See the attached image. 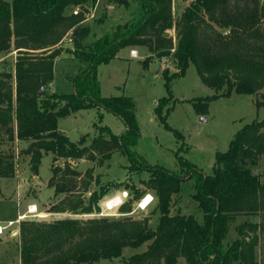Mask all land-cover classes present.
I'll list each match as a JSON object with an SVG mask.
<instances>
[{
  "label": "trees",
  "instance_id": "trees-1",
  "mask_svg": "<svg viewBox=\"0 0 264 264\" xmlns=\"http://www.w3.org/2000/svg\"><path fill=\"white\" fill-rule=\"evenodd\" d=\"M95 1L0 0V54L17 53L12 72H0V135L9 141L30 142L24 153L30 157L33 175H37L40 160L47 153L52 155V163L64 161L62 170L52 166L48 179L55 195L73 191V178L78 173L70 161L103 163L120 152L131 163L129 173L148 172L149 179L143 183L157 195L159 217L154 228L145 219L127 217L22 222L20 264H99L100 260L111 264H177L178 258L186 264H255L256 237L235 239L230 244L225 239L229 224L238 214L264 213V183L254 171L264 157V119L254 120L234 134L227 150L215 154L210 174L195 168L179 152L177 172L147 164L134 150L140 133L131 97L100 95L97 67L109 63L121 49L146 48L149 55L142 62L144 68L153 57L171 55L175 61L177 71L169 74L164 70L162 75L169 94L172 80L193 64L201 81L213 92L221 91L223 97L233 92H263L264 99V28L260 24L264 6L260 0H186L189 3L175 20L172 0H113L126 9L134 4L140 15L115 25L95 46L84 49L81 42L89 29L82 25L83 12L75 16L64 11L86 3L94 5ZM205 27L219 28L225 35L215 32L208 36ZM171 28L176 30V44L167 35ZM66 34L72 42L64 51L79 62L77 74L70 78L73 91L39 96L41 88L53 81L54 61L63 51L59 43ZM170 99H159L153 111L159 124L181 140L182 136L166 123ZM90 108L115 114L126 131L118 135L98 126L97 134L85 145L82 138L73 143L57 130L60 119ZM13 176L12 157L1 155L0 177ZM89 185L86 182L83 189ZM108 187L106 184L98 193L92 192L88 203L81 197H67L50 210L75 215L97 213L98 201ZM183 193L196 204L200 220L194 214H171L173 198ZM129 205L122 206L123 213L129 212ZM143 244L148 245L143 252L122 258L124 248Z\"/></svg>",
  "mask_w": 264,
  "mask_h": 264
},
{
  "label": "rangeland",
  "instance_id": "rangeland-1",
  "mask_svg": "<svg viewBox=\"0 0 264 264\" xmlns=\"http://www.w3.org/2000/svg\"><path fill=\"white\" fill-rule=\"evenodd\" d=\"M4 1L10 3L13 0ZM188 3L186 0H172L171 10L175 20ZM259 4L264 6V0H260ZM94 5L86 3L82 6L67 7L64 12L70 14L77 7L79 10L87 8L91 11ZM139 15L140 12L134 4H130L126 9L113 0H99L94 9V16L82 22V25L89 29V34L81 42L83 48H92L97 40L110 33L115 25L124 24L131 17ZM260 24L261 28H264V16ZM205 31L208 36L215 32L225 35L223 30L215 27L212 30L205 27ZM167 35L176 44V30L174 28L167 30ZM70 46L71 42L59 44L63 51L55 61L52 85H46L45 93L63 94L73 91L70 78L77 74L79 62L64 51ZM131 49L136 51V57L130 56ZM170 53L172 54V51ZM148 55L146 48H125L119 50L109 63L100 64L97 67L100 95L106 98L119 95L131 97L140 133L134 150L147 164L177 172L179 164L176 153L179 152L180 156L195 168L204 174H210L215 154L227 150L234 134L246 124L264 119V99L261 96L263 92L254 95H238L233 92L229 97H223L221 91L213 92L207 87L198 76L195 66L190 64L184 75L172 80L169 94L162 75L164 70H168L169 74L177 71L175 61L171 55L163 56L161 59L153 57L144 68L142 62ZM13 59L14 54L12 57L0 54V72H12ZM169 96L172 99L166 106L170 107L166 123L182 136L181 140H177L171 131L159 124L153 111L159 99ZM207 97H213V100L208 101L205 99ZM98 126H106L113 134L118 135L126 131L119 117L102 108L81 109L72 113L58 121L57 130L65 133L71 142L78 143L82 138L87 145L97 134ZM29 144V141L17 139L9 141L6 136L0 135V156H11L14 164L13 177H0V225L5 226L9 221L14 222L0 233V264H20L19 228L25 221L49 223L66 218L83 220L100 217L116 220L127 217L145 219L149 227L156 226L159 217L156 208L157 195L153 190H147L143 183L149 179V174L143 170L129 173L131 163L120 152L116 151L103 163L84 159L70 161L72 169L78 173V176L73 178V191L55 195L54 188L48 184V179L52 166L62 170L65 167L64 161L59 159L52 163V155L47 153L40 160L37 175H33L29 164L30 157L24 153ZM254 171L260 175V181L264 183V157ZM57 181H60L59 178ZM86 182L90 185L85 191L83 188ZM118 183V187L115 188V184ZM106 184H109V187L98 201L97 213L75 215L69 211L55 213L50 210L52 205L67 197H81L88 203L89 195L92 192L98 193L99 188ZM121 192L126 194L123 195ZM116 195L121 196L122 203L113 209H106L104 200L114 198ZM135 197L138 198L134 199ZM144 198L151 200L145 208H140L138 203ZM32 204L37 205V212L42 214L41 217L26 214L27 207ZM123 205H129L128 213H123ZM170 211L171 214H194L199 220L201 217L196 210V204L186 193L173 198ZM18 214L23 217L17 221ZM229 226L225 242L230 244L235 239L251 240L256 237L253 259L255 264H264V213L255 216L238 214ZM147 246L143 244L134 249L126 247L122 251V258L143 252ZM122 258L113 262H118ZM99 264L111 262L100 260ZM177 264L186 262L178 258Z\"/></svg>",
  "mask_w": 264,
  "mask_h": 264
},
{
  "label": "built area",
  "instance_id": "built-area-1",
  "mask_svg": "<svg viewBox=\"0 0 264 264\" xmlns=\"http://www.w3.org/2000/svg\"><path fill=\"white\" fill-rule=\"evenodd\" d=\"M97 2H99V0L96 1V4L94 5V9H95V7L97 5ZM94 9H92L91 11L88 10L87 8H83V9L79 10V8L77 7V8H74L71 11V13L76 16V15L79 14V12H83L84 19H83L82 22H84V21H86V20H88V19H90V18H92L94 16ZM62 42H65V43L72 42L71 37H70V34H66L61 39V41H60L59 44H62ZM130 56L131 57H136V51L134 49H131L130 50ZM144 199H146V198H144ZM121 203H122V201L117 206H119ZM139 205H140V202L138 203V206ZM26 214L31 215V216H37V217H41V215H42V214H40V213L37 212V206L35 204H32V205H30V206L27 207ZM22 217H23L22 215H19L18 214L17 221L19 219H21ZM13 224H14L13 221H9L5 226L0 225V233H2V230L3 229H5L6 227L11 226Z\"/></svg>",
  "mask_w": 264,
  "mask_h": 264
},
{
  "label": "bare ground",
  "instance_id": "bare-ground-1",
  "mask_svg": "<svg viewBox=\"0 0 264 264\" xmlns=\"http://www.w3.org/2000/svg\"><path fill=\"white\" fill-rule=\"evenodd\" d=\"M150 200H151V198L142 199L140 201L139 207L140 208H145L149 204ZM104 201H105L104 206H105L106 209H108V210L109 209H113L121 202V196L116 195L114 198L111 197V199H107V200H104Z\"/></svg>",
  "mask_w": 264,
  "mask_h": 264
},
{
  "label": "crops",
  "instance_id": "crops-1",
  "mask_svg": "<svg viewBox=\"0 0 264 264\" xmlns=\"http://www.w3.org/2000/svg\"><path fill=\"white\" fill-rule=\"evenodd\" d=\"M14 54V59H15V56H16V50H14V51H12L11 53H9V54H7V55H9L10 57H12V55ZM14 59H13V62H14ZM56 61V60H55ZM55 61H54V66H55ZM52 85V82H50L49 83V86H51ZM116 191V190H115ZM115 191L112 193V194H114L115 193ZM124 193L125 192H121V194H123L124 195ZM36 205V204H35ZM37 206V205H36Z\"/></svg>",
  "mask_w": 264,
  "mask_h": 264
},
{
  "label": "water",
  "instance_id": "water-1",
  "mask_svg": "<svg viewBox=\"0 0 264 264\" xmlns=\"http://www.w3.org/2000/svg\"><path fill=\"white\" fill-rule=\"evenodd\" d=\"M45 93V88H41L40 92L38 93L39 96H42ZM254 174V173H253ZM126 193H124L125 195Z\"/></svg>",
  "mask_w": 264,
  "mask_h": 264
}]
</instances>
